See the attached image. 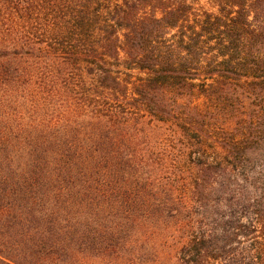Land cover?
Returning <instances> with one entry per match:
<instances>
[{
  "label": "trees",
  "instance_id": "trees-1",
  "mask_svg": "<svg viewBox=\"0 0 264 264\" xmlns=\"http://www.w3.org/2000/svg\"><path fill=\"white\" fill-rule=\"evenodd\" d=\"M70 263L264 264V0H0V264Z\"/></svg>",
  "mask_w": 264,
  "mask_h": 264
},
{
  "label": "rangeland",
  "instance_id": "rangeland-1",
  "mask_svg": "<svg viewBox=\"0 0 264 264\" xmlns=\"http://www.w3.org/2000/svg\"><path fill=\"white\" fill-rule=\"evenodd\" d=\"M74 263V262H73ZM70 264H72V263H70Z\"/></svg>",
  "mask_w": 264,
  "mask_h": 264
}]
</instances>
